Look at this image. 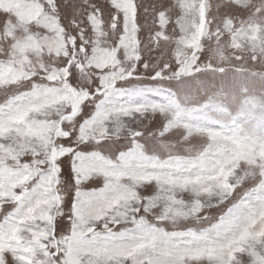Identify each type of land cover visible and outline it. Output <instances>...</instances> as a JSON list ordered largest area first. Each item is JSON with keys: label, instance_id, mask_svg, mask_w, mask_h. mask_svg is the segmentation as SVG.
Instances as JSON below:
<instances>
[{"label": "snow or ice", "instance_id": "obj_1", "mask_svg": "<svg viewBox=\"0 0 264 264\" xmlns=\"http://www.w3.org/2000/svg\"><path fill=\"white\" fill-rule=\"evenodd\" d=\"M0 264H264V0H0Z\"/></svg>", "mask_w": 264, "mask_h": 264}]
</instances>
